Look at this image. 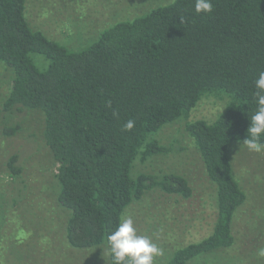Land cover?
<instances>
[{"label":"trees","instance_id":"16d2710c","mask_svg":"<svg viewBox=\"0 0 264 264\" xmlns=\"http://www.w3.org/2000/svg\"><path fill=\"white\" fill-rule=\"evenodd\" d=\"M25 1L0 0V62L13 72L0 115L43 114V141L58 165L57 203L69 212L68 244L103 250L112 264L106 237L145 191L192 196L182 177L143 173L134 179L131 172L136 159L143 163L168 154L171 149L154 136L187 118L203 95L214 93L228 98L222 112L210 123L187 122L184 129L216 186L217 218L209 236L176 250L167 264H188L231 247L233 214L246 195L227 151L231 142L246 138L257 110L255 81L264 72V0H212L209 15L195 12V0H174L132 21L114 23L76 52L32 30ZM32 55L47 65L37 68ZM129 119L135 126L125 131ZM16 131L4 126L2 133ZM15 160L7 164L13 177L20 172Z\"/></svg>","mask_w":264,"mask_h":264},{"label":"rangeland","instance_id":"374dc122","mask_svg":"<svg viewBox=\"0 0 264 264\" xmlns=\"http://www.w3.org/2000/svg\"><path fill=\"white\" fill-rule=\"evenodd\" d=\"M174 0H26L25 16L30 28L49 40L79 51L97 40L116 22L132 21ZM42 69L47 62L32 55ZM13 72L0 62V110L6 99ZM206 93L187 118L160 129L154 136L170 148L166 155L136 159L132 178L140 174H166L184 178L192 189L190 198L166 194L158 188L145 191L122 217H131L138 235L149 237L163 255L154 264H167L173 253L209 236L217 218L216 186L208 180L201 156L185 132L187 122L208 123L222 112L228 98ZM4 126L16 128L4 136ZM43 114L25 110L17 115H0V264H108L107 252L96 248L71 247L65 233L69 212L57 203L58 165L43 137ZM241 141L228 147L232 173L246 195L231 222L234 244L199 255L188 264H264L256 250L264 247V152H249ZM20 169L13 177L10 158Z\"/></svg>","mask_w":264,"mask_h":264},{"label":"clouds","instance_id":"9594fccd","mask_svg":"<svg viewBox=\"0 0 264 264\" xmlns=\"http://www.w3.org/2000/svg\"><path fill=\"white\" fill-rule=\"evenodd\" d=\"M194 10L197 14L209 15L214 10L212 0H195ZM181 19V23H183ZM257 110L251 116L246 138L242 145L251 153L264 152V72H260L255 81ZM109 107L111 103L109 102ZM117 115V113H113ZM135 121L129 119L123 126V130L130 131L134 128ZM108 251L112 258V264H154L155 258L163 255L152 240L144 235H138L131 217H121L115 229L106 237ZM256 255L264 258V247L256 250Z\"/></svg>","mask_w":264,"mask_h":264},{"label":"crops","instance_id":"0c3cea01","mask_svg":"<svg viewBox=\"0 0 264 264\" xmlns=\"http://www.w3.org/2000/svg\"><path fill=\"white\" fill-rule=\"evenodd\" d=\"M64 235H65V233H64ZM45 264H46V261H45ZM97 264V263H96Z\"/></svg>","mask_w":264,"mask_h":264}]
</instances>
